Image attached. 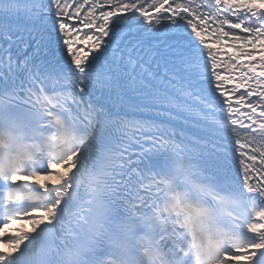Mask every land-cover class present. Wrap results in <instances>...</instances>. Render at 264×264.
<instances>
[{"label":"snow or ice","instance_id":"1","mask_svg":"<svg viewBox=\"0 0 264 264\" xmlns=\"http://www.w3.org/2000/svg\"><path fill=\"white\" fill-rule=\"evenodd\" d=\"M0 264H264V0H0Z\"/></svg>","mask_w":264,"mask_h":264}]
</instances>
